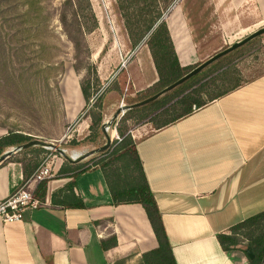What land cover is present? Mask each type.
<instances>
[{"label":"crops","instance_id":"0c3cea01","mask_svg":"<svg viewBox=\"0 0 264 264\" xmlns=\"http://www.w3.org/2000/svg\"><path fill=\"white\" fill-rule=\"evenodd\" d=\"M171 36L183 64L179 51L187 47ZM79 104L77 115L86 106ZM130 132L176 263L247 264L246 252L224 250L217 235L264 211V74L171 125L145 123ZM69 150L73 158L85 155L83 147ZM16 154L0 164V199L37 170ZM69 163L45 181L44 194L33 184L41 207L21 221L0 219V264H145L158 241L144 206L114 204L99 164L60 172L80 164ZM114 236L117 244L105 248Z\"/></svg>","mask_w":264,"mask_h":264},{"label":"rangeland","instance_id":"374dc122","mask_svg":"<svg viewBox=\"0 0 264 264\" xmlns=\"http://www.w3.org/2000/svg\"><path fill=\"white\" fill-rule=\"evenodd\" d=\"M30 1L36 0H0V132L18 130L68 151L70 147H83V153H90L106 144V137L104 144V140L99 144L89 139L90 115L105 114V123L121 105L144 100L148 88L158 81L151 52L144 43L137 48L131 46L116 0H91L99 27L86 34L91 51L88 63L97 68L99 82H93L87 105L77 80L80 82L87 74L88 63L83 60L81 72L76 71L75 48L59 20L64 0H39L43 10L38 19L29 12ZM164 19L169 25L173 22L170 32L176 44L187 47L185 52L181 48L179 51L182 66L197 67L264 27V6L257 0H176ZM227 55L214 62L219 61L211 69L217 70H208L209 77L204 80L231 67L243 84L263 75L264 34ZM79 99L86 106L77 115ZM130 110L120 113L109 127L113 134L109 148L122 140L117 127ZM145 123L156 129L147 120H127L129 130ZM109 148L79 163L96 165L100 159L110 157L103 154ZM28 153H18L14 159L29 158ZM55 155L61 158L59 163L68 161L55 149H46L36 161L41 164Z\"/></svg>","mask_w":264,"mask_h":264},{"label":"trees","instance_id":"16d2710c","mask_svg":"<svg viewBox=\"0 0 264 264\" xmlns=\"http://www.w3.org/2000/svg\"><path fill=\"white\" fill-rule=\"evenodd\" d=\"M175 1L116 0L131 46L137 48L142 43L146 44L158 73V81L148 88L149 94L145 98L151 97L171 85L195 67L191 65L182 66L168 23L164 19V14ZM28 5L29 12L35 14L36 19L41 17L43 8L39 0L30 1ZM59 20L64 33L75 48V58L77 60L75 69L77 72H81L83 60L88 63L91 56L86 34L95 31L99 27V21L91 0H64L60 8ZM228 56L226 55L225 58ZM216 64L213 63L212 66L167 92L159 99L128 111L117 127L122 140L115 141L111 148L103 152V154L110 155L108 159L102 158L96 162L104 171L114 204L140 203L146 210L157 237L158 247L144 254L145 264L177 263L161 211L149 185L142 160L137 151L136 141L129 130L127 120H147L152 122L156 129H160L177 122L195 110L243 85L240 79L235 76L237 70L232 69V67L223 70L215 77L204 80L209 77L208 70L211 73L217 70L215 68H213L214 70L211 69ZM93 82L95 84L99 82L97 68L88 63L87 74L80 81L81 91L87 105L90 103L93 94ZM204 94L208 96L207 99L203 97ZM90 116L92 118L90 126L92 134L89 139L91 138L99 144L104 140V144L105 136L102 131V124L106 120V116L103 113H92ZM32 140L35 139L30 135L18 130H11L7 135L0 137V156L11 150V148ZM46 149L39 145L24 149L19 153L35 152L36 158L28 159L24 157L18 160L27 167L32 164L36 169L40 165L36 159ZM66 164L70 163L66 161L64 165ZM64 165L60 172L69 168L78 174L89 169L83 163L70 165V167ZM45 181L40 182L39 193L44 194ZM217 238L226 251L242 250L246 252L250 248L255 257L253 259L249 258L247 264H262L264 262V211L237 223L230 228L229 232L219 233ZM116 244L117 238L114 236L110 242L105 241L103 246L109 248V246Z\"/></svg>","mask_w":264,"mask_h":264},{"label":"water","instance_id":"95a60500","mask_svg":"<svg viewBox=\"0 0 264 264\" xmlns=\"http://www.w3.org/2000/svg\"><path fill=\"white\" fill-rule=\"evenodd\" d=\"M262 34H264V27L256 30L255 32H253L252 34L246 36L245 38H243L242 40L233 43L231 46L227 47L226 49H223L222 51L216 53L215 55H213L212 57H210L209 59H207L206 61L202 62L200 65H198L197 67L193 68L191 71H189L186 75H184L183 77H181L180 79H178L177 81H175L174 83H172L171 85L165 87L164 89H162L161 91H159L158 93L154 94L151 97H148L140 102H137L135 104L126 106V105H121V107L119 108V110L117 111V113L114 115V117L111 120L106 121L105 123H103L102 125V129L103 132L105 134L106 137V144L103 145L102 147H99L93 151H91L90 153H87L79 158H73L71 156H69L64 149H62L61 147L57 146L55 143L53 142H47V141H43V140H39V139H35L32 140L28 143L19 145V146H15L14 148H12L11 150L7 151L6 153H4L2 156H0V164H2L3 162H5L7 159H9L11 156H13L14 154L18 153L21 150L30 148L32 146H43L47 149H55L58 153H60L63 157L66 158V160L73 162V163H79L82 160H84L85 158L98 153V152H102L104 150H106L107 148H109L112 144L113 141V135H111L109 133V127L111 126V124L117 119V117L119 116L120 113L125 112L126 110H130L136 107H140V106H144L146 104H149L157 99H159L161 96H163L164 94H166L167 92L173 90L174 88L180 86L181 84H183L184 82L188 81L189 79H191L192 77L198 75L199 73H201L203 70H205L207 67H209L211 64H213L214 62H216L217 60L221 59L222 57L226 56L227 54L239 49L240 47L244 46L245 44L249 43L250 41H252L253 39L261 36ZM246 253L248 255L249 258L253 259L255 257L253 251L248 248L246 250Z\"/></svg>","mask_w":264,"mask_h":264},{"label":"built area","instance_id":"2783aa9c","mask_svg":"<svg viewBox=\"0 0 264 264\" xmlns=\"http://www.w3.org/2000/svg\"><path fill=\"white\" fill-rule=\"evenodd\" d=\"M119 140L121 138L117 137ZM60 157L45 158L39 165L37 170L18 186L9 196L0 199V219L4 222L21 221L28 209H36L41 207L42 203L35 197L32 188L34 183L53 178L59 172Z\"/></svg>","mask_w":264,"mask_h":264},{"label":"bare ground","instance_id":"6f19581e","mask_svg":"<svg viewBox=\"0 0 264 264\" xmlns=\"http://www.w3.org/2000/svg\"><path fill=\"white\" fill-rule=\"evenodd\" d=\"M116 131V130H115ZM116 135H117V132H116Z\"/></svg>","mask_w":264,"mask_h":264}]
</instances>
